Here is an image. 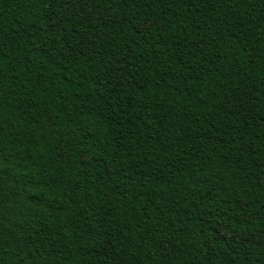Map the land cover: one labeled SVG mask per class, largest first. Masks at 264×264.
<instances>
[{"label":"trees","instance_id":"1","mask_svg":"<svg viewBox=\"0 0 264 264\" xmlns=\"http://www.w3.org/2000/svg\"><path fill=\"white\" fill-rule=\"evenodd\" d=\"M0 264H264V0H0Z\"/></svg>","mask_w":264,"mask_h":264}]
</instances>
